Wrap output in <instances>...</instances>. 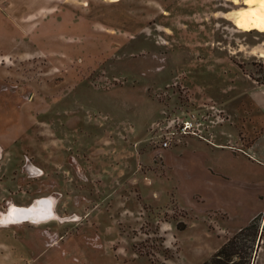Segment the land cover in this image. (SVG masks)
I'll return each mask as SVG.
<instances>
[{
  "label": "rangeland",
  "instance_id": "rangeland-1",
  "mask_svg": "<svg viewBox=\"0 0 264 264\" xmlns=\"http://www.w3.org/2000/svg\"><path fill=\"white\" fill-rule=\"evenodd\" d=\"M235 7L0 0V214L53 211L0 223V264H202L256 216L264 264V31Z\"/></svg>",
  "mask_w": 264,
  "mask_h": 264
},
{
  "label": "bare ground",
  "instance_id": "bare-ground-1",
  "mask_svg": "<svg viewBox=\"0 0 264 264\" xmlns=\"http://www.w3.org/2000/svg\"><path fill=\"white\" fill-rule=\"evenodd\" d=\"M231 2L236 7L227 16H222L223 18L232 20L235 26L242 30L264 31V7L259 2L251 4H245L243 0L240 3H234L233 0ZM0 216L2 224H19L25 221L39 223L42 220L51 219L53 211L50 199L40 198L28 206L10 204L8 210Z\"/></svg>",
  "mask_w": 264,
  "mask_h": 264
},
{
  "label": "trees",
  "instance_id": "trees-1",
  "mask_svg": "<svg viewBox=\"0 0 264 264\" xmlns=\"http://www.w3.org/2000/svg\"><path fill=\"white\" fill-rule=\"evenodd\" d=\"M258 216L240 227L202 264H254L260 235Z\"/></svg>",
  "mask_w": 264,
  "mask_h": 264
},
{
  "label": "built area",
  "instance_id": "built-area-1",
  "mask_svg": "<svg viewBox=\"0 0 264 264\" xmlns=\"http://www.w3.org/2000/svg\"><path fill=\"white\" fill-rule=\"evenodd\" d=\"M181 129L184 131L183 133H189V132H194L195 130V125L191 121L186 120L185 122H181ZM163 146H167L168 142L164 141Z\"/></svg>",
  "mask_w": 264,
  "mask_h": 264
},
{
  "label": "snow or ice",
  "instance_id": "snow-or-ice-1",
  "mask_svg": "<svg viewBox=\"0 0 264 264\" xmlns=\"http://www.w3.org/2000/svg\"><path fill=\"white\" fill-rule=\"evenodd\" d=\"M234 3H240L241 0H233ZM259 2L262 7H264V0H243V3L245 4H251V3H256Z\"/></svg>",
  "mask_w": 264,
  "mask_h": 264
}]
</instances>
